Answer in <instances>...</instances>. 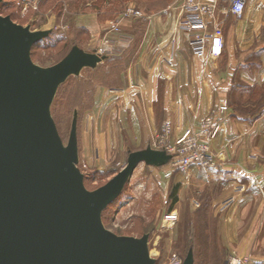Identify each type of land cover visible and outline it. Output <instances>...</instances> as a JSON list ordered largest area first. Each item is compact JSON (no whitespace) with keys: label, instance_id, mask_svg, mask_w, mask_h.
Segmentation results:
<instances>
[{"label":"rangeland","instance_id":"1","mask_svg":"<svg viewBox=\"0 0 264 264\" xmlns=\"http://www.w3.org/2000/svg\"><path fill=\"white\" fill-rule=\"evenodd\" d=\"M179 1L4 0L0 7L1 15L10 16L33 31L52 30L47 39L32 49V60L42 67L60 62L74 45L90 53L102 46L108 48L106 55L110 59L95 70L84 69L79 77L69 78L59 88L51 109L65 144L74 113L78 112L79 168L90 191L104 186L120 172L130 152L146 147L142 137L131 136L130 113L127 114L124 105L118 106L122 100L113 95L116 88L125 86L126 68L131 63L126 54L115 55L118 46L124 45H118L119 39L131 35L134 27V40L128 43L132 49L136 48L148 16L165 7L174 8ZM129 6L140 9L144 17L122 20ZM107 41H112L113 47ZM102 96L107 98L102 107L104 116L116 118L112 136L107 131L108 135L100 139L93 132L84 136L85 124L105 102L101 101ZM151 145L161 148L157 138ZM206 171L209 170L198 166L184 170L172 165L163 168L139 165L119 198L103 212L105 227L119 236L141 238L149 234V251L156 264H171L174 256L183 264L190 245H194L195 264H231L239 260L225 246L223 212L233 199L215 201L221 187L206 183ZM175 191L178 201L173 204Z\"/></svg>","mask_w":264,"mask_h":264},{"label":"water","instance_id":"2","mask_svg":"<svg viewBox=\"0 0 264 264\" xmlns=\"http://www.w3.org/2000/svg\"><path fill=\"white\" fill-rule=\"evenodd\" d=\"M51 33L0 14V264H156L149 234L119 236L102 215L139 165L163 168L173 156L149 144L130 152L126 166L104 186L86 188L78 112L65 144L51 109L69 78L96 69L107 55L74 45L60 62L42 67L32 60V49ZM183 264H195L193 245Z\"/></svg>","mask_w":264,"mask_h":264},{"label":"crops","instance_id":"3","mask_svg":"<svg viewBox=\"0 0 264 264\" xmlns=\"http://www.w3.org/2000/svg\"><path fill=\"white\" fill-rule=\"evenodd\" d=\"M166 8L148 16L136 48L128 43L134 40V27L119 39L118 45H126L118 46L115 55L126 54L131 63L125 86L113 95L130 113L131 136L142 137L146 147L166 123L173 127V143L200 118L215 116L212 150L224 158L217 169L206 171V183L221 187L216 202L233 199L223 212L225 246L244 264H264V94L249 92L264 89V0H247L241 18L220 3L217 21L225 48L221 57L206 60L193 54L191 35L177 30L179 8ZM106 99L85 124L84 136L93 132L100 139L106 131L112 136L116 118L104 116Z\"/></svg>","mask_w":264,"mask_h":264},{"label":"built area","instance_id":"4","mask_svg":"<svg viewBox=\"0 0 264 264\" xmlns=\"http://www.w3.org/2000/svg\"><path fill=\"white\" fill-rule=\"evenodd\" d=\"M221 2H226L229 11L236 18H241L246 10L247 0H180L176 5L179 8L180 20L177 30L191 35L193 54L201 59L219 58L225 48V37L222 27L217 21V14ZM143 12L135 6H129L122 20L143 18ZM107 45L113 47L112 41ZM100 55L108 53L107 46L95 50ZM173 55L171 60H173ZM217 121L213 114L200 118L195 126L186 129L184 134L175 142H170L173 127L166 123L157 136L160 149L166 150L173 156L170 165L179 169H188L198 166L208 170L217 169L224 153L216 154L212 150V142L217 133ZM171 264H182L174 256ZM231 264H244L243 260H234Z\"/></svg>","mask_w":264,"mask_h":264},{"label":"trees","instance_id":"5","mask_svg":"<svg viewBox=\"0 0 264 264\" xmlns=\"http://www.w3.org/2000/svg\"><path fill=\"white\" fill-rule=\"evenodd\" d=\"M50 35H51V34H50ZM50 35H49V36H50ZM49 36H48V37H49ZM48 37H47V38H48ZM47 38H45V39H47ZM45 39H44V40H45ZM42 41H43V40H42ZM37 44H38V43H37ZM37 44H36V45H37ZM109 57H110V56L107 55V59H106L105 61H107L108 59H110ZM105 61H104V62H105ZM100 65H101V64H100ZM100 65H98V67H99ZM98 67H97V68H98ZM97 68H96V69H97ZM94 70H95V69H94ZM58 91H59V90H58ZM249 92H250V94H251L252 96H255V97H257V96H259V95H260V96H263V94H264V89H263V88H259V89H258V88H256V89H250ZM238 105H239L238 107H240V108L242 107L240 104H238ZM177 201H178V198L176 197V191H175L174 196H173V204H176ZM190 246H192V245H190ZM193 246H194V245H193ZM194 250H195V249H194Z\"/></svg>","mask_w":264,"mask_h":264}]
</instances>
